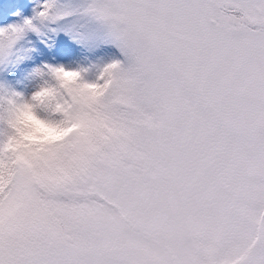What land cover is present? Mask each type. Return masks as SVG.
Returning a JSON list of instances; mask_svg holds the SVG:
<instances>
[{
    "label": "snow or ice",
    "instance_id": "obj_1",
    "mask_svg": "<svg viewBox=\"0 0 264 264\" xmlns=\"http://www.w3.org/2000/svg\"><path fill=\"white\" fill-rule=\"evenodd\" d=\"M0 86V264H264V0H36Z\"/></svg>",
    "mask_w": 264,
    "mask_h": 264
},
{
    "label": "clouds",
    "instance_id": "obj_2",
    "mask_svg": "<svg viewBox=\"0 0 264 264\" xmlns=\"http://www.w3.org/2000/svg\"><path fill=\"white\" fill-rule=\"evenodd\" d=\"M66 80L71 79L65 75ZM18 135L14 142L15 149H23L28 146L40 148L54 141H58L66 135L67 131L63 128L46 125L34 118L28 108L20 111L17 118Z\"/></svg>",
    "mask_w": 264,
    "mask_h": 264
},
{
    "label": "trees",
    "instance_id": "obj_3",
    "mask_svg": "<svg viewBox=\"0 0 264 264\" xmlns=\"http://www.w3.org/2000/svg\"><path fill=\"white\" fill-rule=\"evenodd\" d=\"M34 3H35L34 0H0V27L3 28L9 25L7 23V19L11 15H16L21 19L30 16L32 13V8L34 6ZM29 38L31 41L34 42V46L37 49H40L44 53L43 57L34 54L36 62L39 63V61L42 58L47 60L50 55L48 53V50L43 49V46L39 44L37 37L30 36ZM56 40H57V45H54V48H56L57 46L62 48L66 43V40L63 36L56 37Z\"/></svg>",
    "mask_w": 264,
    "mask_h": 264
},
{
    "label": "rangeland",
    "instance_id": "obj_4",
    "mask_svg": "<svg viewBox=\"0 0 264 264\" xmlns=\"http://www.w3.org/2000/svg\"><path fill=\"white\" fill-rule=\"evenodd\" d=\"M36 2V0H34ZM21 18L16 16V15H11L8 19H7V23L8 24H13L15 22L20 21ZM1 28V27H0ZM57 58L59 59H63L62 56H57ZM19 78V74H13V76H11L9 78L10 81L13 82V86L15 88L16 91H24L26 89H30L31 88V84L26 81V80H20V83H15V80ZM5 91V88L3 86H0V94H2Z\"/></svg>",
    "mask_w": 264,
    "mask_h": 264
}]
</instances>
